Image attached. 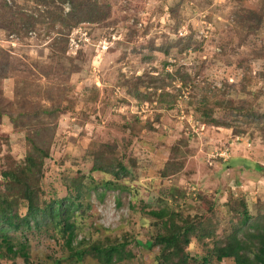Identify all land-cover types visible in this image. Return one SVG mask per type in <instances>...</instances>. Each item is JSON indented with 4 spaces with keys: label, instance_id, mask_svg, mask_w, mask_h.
Masks as SVG:
<instances>
[{
    "label": "rangeland",
    "instance_id": "rangeland-1",
    "mask_svg": "<svg viewBox=\"0 0 264 264\" xmlns=\"http://www.w3.org/2000/svg\"><path fill=\"white\" fill-rule=\"evenodd\" d=\"M96 1L109 6L102 20L65 27L56 18L68 1L0 0L2 108L61 103L40 198L78 204L72 249L47 221L10 231L29 258L0 264H105L90 247L121 242L124 258L110 264H163L146 241L167 233L168 219L195 216L187 264H217L214 244L242 203L264 214V131L244 115L264 112V0ZM55 120L42 114L16 129L0 115V180L24 163L27 134L49 135ZM118 162L127 168L118 178L94 170ZM5 188L23 216L19 186Z\"/></svg>",
    "mask_w": 264,
    "mask_h": 264
},
{
    "label": "trees",
    "instance_id": "trees-1",
    "mask_svg": "<svg viewBox=\"0 0 264 264\" xmlns=\"http://www.w3.org/2000/svg\"><path fill=\"white\" fill-rule=\"evenodd\" d=\"M64 1L69 2V11L63 16L58 15L56 21L65 25V27L82 22H98L109 12V6L102 5L96 0H61V2ZM5 7L7 8V6ZM250 14L255 16L257 12L251 11ZM54 103L52 102L49 107L38 110L30 107L29 110L21 109L6 112L2 108V97H0V115L6 113L14 127L19 129L25 126L31 118L35 119L42 114L55 120L61 112L62 106L60 102ZM244 115H248L250 120L261 123V129L264 131V112L252 111ZM55 128L56 120L52 124L50 132H48L49 135L47 133L41 134L38 131L39 133H35L38 138H35L31 137L30 133L27 134L24 163L14 170L6 169L1 172L0 189L2 185H5V189L8 190L19 186V194L25 202L26 212L23 216L15 212L13 202L0 190V243L5 248L0 251V256H20L27 261L29 258L27 241L18 242L16 245L12 241L9 232L33 226L37 227L47 221L52 222L56 227L61 226V230L67 233L65 241L67 248H73L71 243L74 239V224L69 217L73 209L78 207V204H73L71 201L65 203L64 200H52L44 204L45 202L41 201L40 198L39 179L42 175L41 169L44 159L48 156V149L52 143ZM235 161V159L230 160L226 163V167H231V164ZM95 169L110 173L116 178L121 176V172H127V168L121 162L105 167L97 164L94 166ZM72 186L76 197H79V185L74 183ZM73 188L70 191H73ZM242 207L238 211V219L232 223L230 230L224 234L223 238L215 242L214 257L218 263L228 259L232 261V264H264V214L251 217L244 203H242ZM150 214L161 217L165 215V211H151ZM202 220L201 217L195 216L194 220L179 225L173 218H170L165 222V228L168 232L157 234L153 238L154 240H147L146 245L148 247L153 245L160 247L157 256L163 264H187L190 255L184 251L183 247L191 244L190 237L196 231L197 224ZM126 245V242L108 246L97 244L91 246L89 251L100 262L110 264L115 259L122 260L124 258L123 253ZM201 264H212L210 257H202Z\"/></svg>",
    "mask_w": 264,
    "mask_h": 264
}]
</instances>
